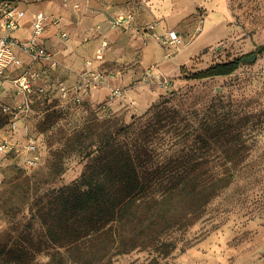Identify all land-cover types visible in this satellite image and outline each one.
I'll return each instance as SVG.
<instances>
[{"label": "rangeland", "instance_id": "obj_1", "mask_svg": "<svg viewBox=\"0 0 264 264\" xmlns=\"http://www.w3.org/2000/svg\"><path fill=\"white\" fill-rule=\"evenodd\" d=\"M25 1L33 4L40 0ZM219 1H222L230 34L222 42V49L213 50L210 62L238 60L256 53L253 63L240 61L238 70L230 75L189 80L188 76L202 70L191 67L194 72L183 69L175 78L167 77V85L161 83L155 84V89L149 88L145 81L147 72L139 67L142 37L137 32L147 23L133 8L128 9L133 14V22L126 31L107 27L106 20L111 15L106 17L102 35L109 37L108 33L112 31L127 33L126 40L114 42L109 39L108 48L101 53L97 52L101 37H94L93 24L86 23L75 30L81 24V11L76 23L69 21L64 28L61 27L70 38V57L74 59L64 65L73 68L83 62L88 71L100 74L104 79L117 73L120 82L114 87L119 88L122 95L114 110L109 109L108 115L101 110L106 104L109 108L113 102H109V94L104 101L90 100L91 91L96 89L92 88L89 95L83 97V102H74L71 98L77 77L67 87V96L62 97L58 95L60 90L50 85L44 76L46 72L42 63L39 71L43 72V79L38 83L45 85L49 92L19 93L15 80L24 71L38 68L37 65L35 68L31 66L26 55L28 68L23 65L4 73L0 78V141L7 138L13 150L7 153L0 151V243H6L23 228L31 215L29 210L34 192L38 197V193L46 189L68 185L77 179L85 169V154L97 147L104 123L109 130L115 131V128L127 126L132 121L146 125V122H155L154 116L165 115L162 121L165 123L162 129L165 143L157 147L156 152L170 145L169 154L172 150L186 147L184 145L191 146V142L184 144L175 135L184 129L182 127L186 123L197 125L202 113L243 110L249 122L261 121L255 142L249 143L246 168L235 171L231 187L212 203L204 220L187 231L185 237L191 245L185 246L181 252L174 251L168 262L264 264V51H259L264 46V0ZM64 6L62 3L64 9L76 11L73 6ZM53 25L55 32L50 39L61 49L65 43L60 37L58 24ZM45 29L49 30V27ZM26 101L29 102V110L14 126L3 108L13 109ZM29 136L34 138L39 155L38 166L33 169L26 167L22 157L25 152L23 145ZM170 137L169 144L167 140ZM59 157L63 173L52 179V173L56 171L54 161ZM147 258L146 253L135 252L120 257L114 264H143Z\"/></svg>", "mask_w": 264, "mask_h": 264}, {"label": "trees", "instance_id": "obj_2", "mask_svg": "<svg viewBox=\"0 0 264 264\" xmlns=\"http://www.w3.org/2000/svg\"><path fill=\"white\" fill-rule=\"evenodd\" d=\"M240 61L210 63L187 79L230 75ZM165 118L115 131L104 123L77 179L32 194L29 219L0 243V264H114L135 252L147 254L143 264H169L174 251L190 246L187 231L246 168L261 121L249 122L243 110L202 113L175 135L191 146L168 154L170 145L156 152L165 143ZM54 164L52 179L63 173L60 157Z\"/></svg>", "mask_w": 264, "mask_h": 264}, {"label": "crops", "instance_id": "obj_3", "mask_svg": "<svg viewBox=\"0 0 264 264\" xmlns=\"http://www.w3.org/2000/svg\"><path fill=\"white\" fill-rule=\"evenodd\" d=\"M0 0V12H1ZM31 1V0H29ZM69 4L64 7H71L72 3L80 6L79 11H73L71 8H63L61 0H40L37 3H28L25 0H11L14 7L24 11V18L21 22V27L18 30L10 33L11 37L18 40H28L32 29V16L34 13L40 11L45 15L53 14L57 18H62V24H58L60 32H65L64 24L69 21L75 22L80 19V26L75 30L80 29L86 23L101 25V32L105 27V19L115 13L127 11L129 8L136 10L138 17L146 23H156V34L164 35L167 31H176L184 40L183 46L175 55L166 57V50L157 40L145 37L141 40L140 47V60L139 67L145 72L155 73L156 71L162 72L168 78H175L176 75L181 73V69H189L191 67H199V69L207 68L210 63V58L213 50L222 49L221 44L229 37L230 27L227 23V17L223 9L222 1L219 0H69ZM82 15L79 16V13ZM56 18V17H55ZM76 23V22H75ZM51 25V26H50ZM49 30L44 31L41 37V43L46 49L51 52L55 59L62 63L56 69L49 70L44 67L46 72L44 76L48 79L50 85L57 90L59 83L66 88L71 86L77 80L78 74L85 67L82 63L76 64L73 68L63 63L73 60L70 57L72 50L69 36L66 40H62L65 46L59 49L54 46L50 36L55 32V26L51 22H47L46 28ZM200 28V31H198ZM127 33V32H126ZM126 33L117 34L109 32L108 36H104L108 41H123L126 40ZM4 34L0 30V36ZM103 34V32H102ZM123 35V36H121ZM99 37L95 35V38ZM22 60V65L28 68V58L25 55L18 53ZM69 58V59H68ZM208 61V62H207ZM41 69L39 63L31 64L33 68ZM64 66V67H62ZM15 70L16 68H9L8 70ZM92 70V69H91ZM7 71V70H6ZM25 72V71H24ZM6 73V72H5ZM22 74V73H21ZM20 74V75H21ZM4 76V75H3ZM20 77V76H19ZM18 77V78H19ZM43 77V76H42ZM43 79V78H42ZM41 79V81H42ZM120 79L115 75L105 77L100 83L98 88L91 91L88 99L93 101H104V98L109 94V90L114 86H119ZM41 83H36L40 85ZM149 88H154L155 85L147 84ZM45 87V85H43ZM155 89V88H154ZM17 91L22 93L17 87ZM49 91L45 89L43 94ZM60 92L58 91V95ZM125 96V94H124ZM123 97V96H122ZM120 99L114 100L110 103V110H114L115 106L119 103Z\"/></svg>", "mask_w": 264, "mask_h": 264}, {"label": "built area", "instance_id": "obj_4", "mask_svg": "<svg viewBox=\"0 0 264 264\" xmlns=\"http://www.w3.org/2000/svg\"><path fill=\"white\" fill-rule=\"evenodd\" d=\"M63 5H69V0H62ZM71 6L74 10L79 11L80 6L76 3H72ZM1 12H0V30L4 34L0 36V78L4 75L6 70L9 68H19L22 65V60L18 53L26 55L30 58V64H43L44 67L49 70L56 69L61 66L62 63L58 62L54 55L49 52L41 43L40 36L44 32L47 22L53 24H60L59 18L53 16H47L43 12H36L32 16V29L28 40H18L11 37L12 31L18 30L21 27V22L24 18V11L16 8L12 5L11 0L1 1ZM106 25L109 28L120 29L121 31L128 30L129 25L133 22V14L128 11L112 14L107 20ZM92 33L101 37L99 48L97 52L101 53L103 50L108 48V42L106 38L101 34V25L96 24L92 26ZM156 23H147L137 29L138 34L144 39L145 37L157 40L168 52L166 57H171L179 51L181 46L184 44L183 38L176 31H167L164 35H157ZM200 31V28H198ZM62 40H66L68 34L66 32H60ZM64 67V66H62ZM65 68V67H64ZM43 72L39 70L23 72L19 78L15 80V85L21 90L22 94L37 92L43 94L45 87L43 85H36L38 81H41ZM78 82L74 88V94L72 100L76 103L83 102V97L88 96L92 88H98L100 83L104 80V77L100 74H93L88 71L87 68L82 69L78 74ZM145 81L149 84H168L167 77L159 71L155 73H146ZM59 85L60 95L66 97L68 94V88ZM122 91L119 88L114 87L110 89L108 99L114 101V99L120 98ZM101 110L103 114L108 115V105H104ZM29 110V102H24L18 107L10 109L9 107L3 108V112L9 115L10 121L15 123L20 122L22 116ZM25 152L23 154V163L27 168L33 169L38 166L39 155L37 144L33 137H27L25 144L23 145ZM13 150V145L10 144L9 140L2 139L0 141V151L7 153Z\"/></svg>", "mask_w": 264, "mask_h": 264}, {"label": "water", "instance_id": "obj_5", "mask_svg": "<svg viewBox=\"0 0 264 264\" xmlns=\"http://www.w3.org/2000/svg\"><path fill=\"white\" fill-rule=\"evenodd\" d=\"M255 58H256V53H254V54H252V55H250L248 57L241 58V61L242 62H246V63H253Z\"/></svg>", "mask_w": 264, "mask_h": 264}]
</instances>
